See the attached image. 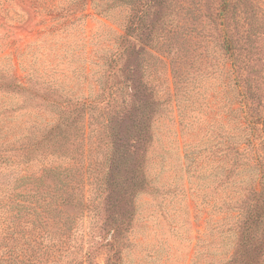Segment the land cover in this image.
Returning a JSON list of instances; mask_svg holds the SVG:
<instances>
[{
    "label": "trees",
    "instance_id": "trees-1",
    "mask_svg": "<svg viewBox=\"0 0 264 264\" xmlns=\"http://www.w3.org/2000/svg\"><path fill=\"white\" fill-rule=\"evenodd\" d=\"M39 1L44 0L31 1L35 9H40ZM51 1H57L56 8L66 5L48 10L57 20L53 29L74 19L87 3L97 15L112 17L116 11L123 15V32L115 47L96 63L103 68L101 80L115 79L118 72L143 75L149 42L192 43L203 27L211 25L229 76V136L227 146L214 151L206 163L216 169L217 187L228 191L223 213L229 211L235 221L224 233L234 235L235 241L216 256L201 255L199 246L193 264H264V0ZM21 13L27 17L24 10ZM134 42L141 46L136 48ZM130 56L135 65L120 69L118 63ZM28 69L19 76L13 64L0 67V264H100L90 262L88 251L82 259L70 257L88 244L85 237L90 233L83 222L105 190L100 185L103 174L113 183L114 195L145 190L141 166L132 168L131 154L148 149L150 122L144 107L151 106L155 115L161 101L142 87L141 80L129 91L132 99L122 98L119 111L117 92L110 91L101 101L103 91L76 98L62 83ZM103 111L110 123L105 122L95 150L102 145L105 155L84 144L89 140L88 118ZM121 112L136 122L129 128L132 132L117 130ZM124 138V144L113 146ZM200 156L191 154L190 166L197 167ZM93 169L96 174L91 175ZM128 224L129 220L122 221V231ZM119 231L120 226L112 224L109 239L101 245L112 252L104 264L122 261L121 251L114 248L121 242Z\"/></svg>",
    "mask_w": 264,
    "mask_h": 264
},
{
    "label": "rangeland",
    "instance_id": "rangeland-1",
    "mask_svg": "<svg viewBox=\"0 0 264 264\" xmlns=\"http://www.w3.org/2000/svg\"><path fill=\"white\" fill-rule=\"evenodd\" d=\"M31 1L0 0V67L13 64L19 76L25 75L23 69L29 67L28 71L43 79H55L70 88L76 98L93 97L103 91L104 96L98 98L101 101L110 91L117 92L119 111L122 98L132 99L129 91L138 87L141 80L142 87L161 101L154 109L155 115L151 106L144 107L150 122L148 149L131 154L132 168L141 166L145 190L114 195L113 183H108V174H103L100 185L105 190L83 222V228L90 233L85 237L88 244L70 258L82 259L88 251L90 262L107 263L112 252L101 245L109 239L112 224L120 226L121 242L114 247L121 251L120 264H193L199 246L201 255L227 252L235 237L224 232L235 219L227 214L229 211L223 213L228 191L217 187L216 169H211L206 160L228 144L230 83L227 67L222 66L226 60L220 55L211 25L203 27L192 43L169 40L163 46H155L149 42L143 75L118 72L115 79L101 80L103 68L96 63L115 47L117 36L123 32L121 12L116 11L112 17L100 16L87 3L74 19L53 29L57 20L48 10L58 11L66 5L56 8L57 1L44 0L38 2L40 9H35ZM134 44L136 48L141 46V42ZM129 59L131 56L124 57L118 67L135 65ZM137 97L141 100V94ZM104 114L103 111L99 117L88 118L89 140L84 144L90 150L100 146L96 143L103 137L105 122L110 121ZM125 117L122 112L119 114L116 127L120 134L132 132L131 124L136 126V122ZM126 141L124 138L113 146ZM95 151L104 155L107 152L102 145ZM191 154L196 158L201 154L203 163L198 160L197 167L190 166ZM85 186V190L89 188ZM123 220H129L124 231Z\"/></svg>",
    "mask_w": 264,
    "mask_h": 264
}]
</instances>
